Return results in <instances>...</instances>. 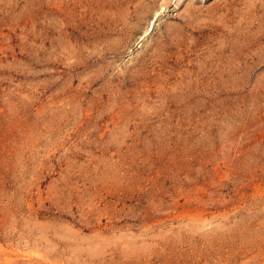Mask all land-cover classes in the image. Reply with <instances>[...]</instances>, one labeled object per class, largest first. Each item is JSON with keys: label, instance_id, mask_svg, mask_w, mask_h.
<instances>
[{"label": "rangeland", "instance_id": "obj_1", "mask_svg": "<svg viewBox=\"0 0 264 264\" xmlns=\"http://www.w3.org/2000/svg\"><path fill=\"white\" fill-rule=\"evenodd\" d=\"M0 264H264V0H0Z\"/></svg>", "mask_w": 264, "mask_h": 264}]
</instances>
